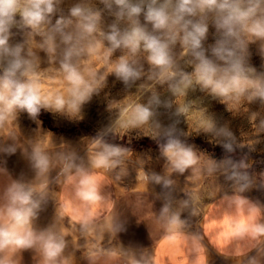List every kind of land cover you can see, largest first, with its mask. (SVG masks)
Returning a JSON list of instances; mask_svg holds the SVG:
<instances>
[{"label":"clouds","instance_id":"clouds-1","mask_svg":"<svg viewBox=\"0 0 264 264\" xmlns=\"http://www.w3.org/2000/svg\"><path fill=\"white\" fill-rule=\"evenodd\" d=\"M64 3L0 0V130L15 123L21 112L37 123L42 110L83 119V106L106 86L109 75L126 89L143 79L138 89L148 95L129 104L91 139L95 150L86 158L68 147L52 153L38 137L26 148L19 147L15 137L0 141V154L10 156L19 149L34 174L13 179L0 167V264H20L25 250L34 251L38 264H68L63 233L54 223L43 229L36 226L50 199L56 215L67 216L82 233L101 222L104 210L111 211L107 227L116 237L123 224L115 200L104 189L109 185L107 173L122 165L131 150L108 142L107 137H120L117 129L127 132L144 126L152 128L151 138L165 161L163 175L145 172V180L146 192L149 184L165 190L163 205L153 214L162 229L160 248L167 251L168 260L179 256L184 264H209L207 237L226 259L243 257L242 264H264V204L244 195L252 188L264 190V172L251 170L247 154L238 160L230 155L219 161L202 160V153L186 142L189 133L178 128L180 117L195 108L202 113L197 134H208L210 142L228 154L244 147L254 150V144L238 141L227 123L219 125L206 108L187 97L198 89L230 112L252 103L264 110V71L250 64L249 51V45L257 44L264 60V0H75L67 14ZM105 12L114 18L106 26ZM210 27L214 42L205 47ZM14 28L23 33V42L10 43ZM101 49L106 73L84 63ZM118 50L121 54L113 59ZM38 52L46 55L47 68L41 67ZM50 69L66 83V91L44 92L41 84ZM157 85L168 97L163 98ZM178 97L184 98L182 104ZM161 108L172 120L167 126L157 119ZM249 122L258 134L264 133L260 113H251ZM53 169L57 182L63 178L58 208L51 197ZM193 169L222 176L226 186L219 202L203 216L202 234L189 230L190 218L199 214L192 193L184 189L182 200L172 196L176 183L172 174ZM184 212L188 219L182 218ZM252 249L256 255L247 257ZM122 259L123 264H163V257L158 261L147 250L122 248Z\"/></svg>","mask_w":264,"mask_h":264},{"label":"rangeland","instance_id":"rangeland-1","mask_svg":"<svg viewBox=\"0 0 264 264\" xmlns=\"http://www.w3.org/2000/svg\"><path fill=\"white\" fill-rule=\"evenodd\" d=\"M74 2L75 0H65V3L62 5L65 14H67L68 7ZM113 19L114 18L109 16L106 12L104 13L105 26L110 24ZM12 31L14 35L10 43L15 44L23 42V33L15 28ZM213 34L214 29L210 27L205 47L214 42ZM176 51L179 52L178 45ZM249 51L251 53L250 64L256 67L258 71H264V68L261 67V65L264 64V60H262L259 54L258 45H249ZM120 54L119 50L115 52L113 54V59ZM38 55L42 61L41 67L47 68L49 65L46 55L43 52H38ZM84 63L86 68L106 73L102 49L99 50L97 55L91 56L84 61ZM147 67V64H145L146 70ZM186 70L191 71L190 68ZM143 82V79L137 81L132 88L126 89L122 82L118 81L114 75H109L106 80V86L101 89L98 94H94L91 100L83 106L81 112L83 119H69L65 115L54 114L42 110L38 117V121L45 126L47 125L51 130L62 134L64 141L69 143L71 149L74 150L78 156L86 158L87 152L90 153L95 150L94 143L91 139L96 137L98 132L110 126L117 115L129 104L135 103L139 99H146L148 94L145 93L143 95V89L140 91L138 89V86ZM41 87L46 93H54L66 91L67 86L63 79L53 69H50L48 74L44 77ZM156 90L162 93L163 98L169 95L164 91V88L159 85L156 86ZM187 99L198 101L199 106L206 108L208 113L215 117L219 125L227 123L238 141L247 145L254 144V150L252 151H249L248 147H244L242 149H237L233 154L226 153L218 144L210 142L211 138L208 134L202 132L197 134L202 113L193 108L186 117H180L178 128L189 133L186 137V142L194 145L196 150L202 153V160L211 158L219 161L229 155L233 159L238 160L241 156L247 154L251 162V170L257 174L264 172V133L258 134L255 124L252 125L249 122V115L253 112H258L261 116H264V110L261 109L258 103L240 106L234 108L233 112H230L226 105L220 103L218 100H213L211 97L201 93L198 89L195 92H190ZM183 102V97L177 98V103L182 104ZM159 112L161 114L157 119L162 125L167 126L172 122L165 109L161 108ZM15 123L16 125H30L32 123H37V121L29 118L27 113L21 112ZM15 123H11L6 128L0 130V141H2L5 132L10 127L14 126ZM116 131L120 137L113 138L109 136L107 137L108 142L129 148L131 152L128 153L125 162L118 168L109 172V175L122 190L134 188L146 190L145 172H155L163 175L165 164L164 159L160 156L157 142L151 138V135H153L152 128L150 126H144L135 130H128L127 132L123 129H117ZM256 141L257 143H255ZM171 178L176 182L172 191L174 199H186L183 191L184 189L192 193L195 198V206L199 214L190 218V225L198 228L209 203L224 192L226 186L223 177L206 175L199 169H193L186 171L182 175L173 173ZM148 191H154V193L163 197L165 190L162 189L161 185L149 184ZM244 194L256 197L264 204V190L252 188ZM54 197L53 195V199L55 200ZM52 206V211L56 212L54 201ZM182 218L188 219V213L184 212ZM54 223L55 228L63 233L66 240L70 242L72 239L74 243L71 248L69 247L70 253H68V258L70 264H74L78 258L89 252L91 253L93 250L114 247L111 241L105 240L104 238L98 239L96 237L91 240L84 237V243L79 242L77 244V238L80 237L79 235L82 233L80 227L75 226L74 223L62 218L60 215L55 218ZM71 234H74L73 237ZM84 235H86V233H84Z\"/></svg>","mask_w":264,"mask_h":264},{"label":"crops","instance_id":"crops-1","mask_svg":"<svg viewBox=\"0 0 264 264\" xmlns=\"http://www.w3.org/2000/svg\"><path fill=\"white\" fill-rule=\"evenodd\" d=\"M13 137H15L18 146L21 148H26L28 141H33L38 137L43 145L52 153L66 151L67 147L71 149L69 143L64 141L62 134L51 130L43 123H32L30 125L22 124L18 125V128L14 125L5 132L2 141H8ZM0 167H5L13 179H19L22 176L24 178H32L34 175L27 160L19 149L15 154L10 156L0 154ZM55 176L56 169H53L50 174V179L52 180L51 197L53 198V195L55 196L54 198L58 208L63 178H60V181L57 182ZM107 178L109 185H106L104 190L106 193L110 194L113 200H115V208L116 211H118L119 220L123 224V230L117 233L116 237L109 233L107 225L110 222L113 213L109 210H104L101 214V222L94 228L90 229L86 235L81 233L76 242L77 244L79 242L84 243V237H87L86 239L89 240L94 237L98 239L104 238L105 240L111 241L114 247L93 250L91 253L89 252L78 258L74 264H123L122 248L136 252L141 250L151 251L157 256L158 261L163 257V264H184L183 259L179 256H176L169 261L167 251L160 248L162 229L153 213H159L163 205V197L154 193V191L146 192L145 189L140 188L122 190L117 186L109 173H107ZM244 195L251 200H259L251 195ZM220 197L221 195L209 203L203 216L207 214V211L211 206L219 202ZM52 205L53 201L50 199L48 203L44 205L43 210L39 213L38 219L36 220V226L38 228L43 229L49 227L54 223L55 218L58 217L56 212L52 211ZM55 206L54 202V207ZM60 216L74 223L75 226L80 227L67 216ZM202 222L203 217L198 228L191 226L189 230L193 232L199 231L202 234ZM73 235L74 234H71L72 237ZM67 243L68 247L65 250V256L68 259V264H70L68 258V253H70L69 247L71 248L74 243L72 242V239L70 242L67 241ZM204 243L208 247L209 264H242L243 257L226 259L218 254L216 250L208 244L207 237H205ZM255 255V249H252L247 253V257ZM38 262L39 257L35 256L33 250H25L21 253L20 264H38Z\"/></svg>","mask_w":264,"mask_h":264}]
</instances>
